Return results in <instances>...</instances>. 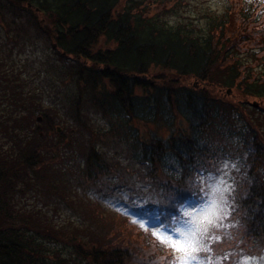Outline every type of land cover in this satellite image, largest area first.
I'll use <instances>...</instances> for the list:
<instances>
[{"label":"trees","instance_id":"obj_1","mask_svg":"<svg viewBox=\"0 0 264 264\" xmlns=\"http://www.w3.org/2000/svg\"><path fill=\"white\" fill-rule=\"evenodd\" d=\"M221 160L211 232L261 253L264 0H0V264H170L137 216L175 229Z\"/></svg>","mask_w":264,"mask_h":264},{"label":"snow or ice","instance_id":"obj_2","mask_svg":"<svg viewBox=\"0 0 264 264\" xmlns=\"http://www.w3.org/2000/svg\"><path fill=\"white\" fill-rule=\"evenodd\" d=\"M213 168L216 169L215 173H207L206 170L203 176L197 173L193 183L203 193L201 201L194 210L182 206L183 226L174 229L175 235L167 230L152 231V235L160 244L180 254L174 257L170 264H204L198 253L202 246L204 250H209L205 243L209 229L223 227L224 220L230 215L229 198L234 192V184L229 173L231 169L236 168V164L221 160L214 164ZM140 227L145 231L149 230L144 223H140Z\"/></svg>","mask_w":264,"mask_h":264},{"label":"rangeland","instance_id":"obj_3","mask_svg":"<svg viewBox=\"0 0 264 264\" xmlns=\"http://www.w3.org/2000/svg\"><path fill=\"white\" fill-rule=\"evenodd\" d=\"M196 2L200 7H209L214 12L222 11L226 5V0H196ZM190 14L193 15L194 13L192 14L191 12ZM228 95L230 96V94ZM198 206L199 203H189L185 208L194 210V208ZM116 208L121 210L123 213L130 215V212L124 209L120 202L116 204ZM107 214L108 211L101 216L95 213L94 216H96V223L104 224L106 222L107 224L110 223L113 228L118 227L119 230H117L118 233L116 234L123 236L125 242L133 243L132 241L136 238H140L143 241L151 240L147 233H143L144 235L138 233V228L135 225L127 223L125 220L114 218L113 213H109L108 217H106ZM137 217L140 223L149 224L152 231H161L157 224L147 222L149 220L142 216ZM182 226L183 217L176 222V228H180ZM216 230L219 231L218 228ZM167 231L172 232L173 235H175L174 229H167ZM217 237L219 239H217ZM236 240L237 241H232L231 236H229V231H224L223 234H217L214 230L211 232L210 228L205 238V243L209 250H204V247L202 246L198 256L204 261V264H264V250L261 253H258L254 250L253 246L250 247L240 239ZM212 249H214L213 253L211 252ZM158 250L160 255H165V259L168 263H170L174 257L180 255L179 253H175L172 250L167 249L166 246L161 244L159 245Z\"/></svg>","mask_w":264,"mask_h":264}]
</instances>
